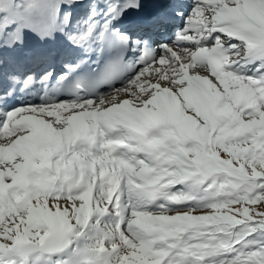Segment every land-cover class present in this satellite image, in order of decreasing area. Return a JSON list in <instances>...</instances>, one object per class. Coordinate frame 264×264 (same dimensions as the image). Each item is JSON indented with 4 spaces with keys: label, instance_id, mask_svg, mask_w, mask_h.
Listing matches in <instances>:
<instances>
[{
    "label": "snow or ice",
    "instance_id": "1",
    "mask_svg": "<svg viewBox=\"0 0 264 264\" xmlns=\"http://www.w3.org/2000/svg\"><path fill=\"white\" fill-rule=\"evenodd\" d=\"M0 264H264V0H0Z\"/></svg>",
    "mask_w": 264,
    "mask_h": 264
},
{
    "label": "bare ground",
    "instance_id": "2",
    "mask_svg": "<svg viewBox=\"0 0 264 264\" xmlns=\"http://www.w3.org/2000/svg\"><path fill=\"white\" fill-rule=\"evenodd\" d=\"M58 39H60V37H57ZM38 48L40 47V41L33 36L32 34H28V36L26 37V48Z\"/></svg>",
    "mask_w": 264,
    "mask_h": 264
},
{
    "label": "rangeland",
    "instance_id": "3",
    "mask_svg": "<svg viewBox=\"0 0 264 264\" xmlns=\"http://www.w3.org/2000/svg\"><path fill=\"white\" fill-rule=\"evenodd\" d=\"M28 36V35H27ZM33 48V47H32ZM117 87H119V86H117Z\"/></svg>",
    "mask_w": 264,
    "mask_h": 264
}]
</instances>
